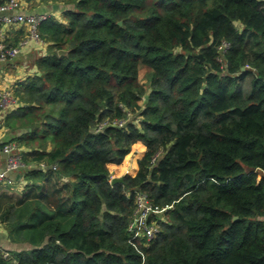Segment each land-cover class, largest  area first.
I'll return each mask as SVG.
<instances>
[{"label": "trees", "instance_id": "1", "mask_svg": "<svg viewBox=\"0 0 264 264\" xmlns=\"http://www.w3.org/2000/svg\"><path fill=\"white\" fill-rule=\"evenodd\" d=\"M61 1L6 117L31 167L0 225L28 247L0 264H264V0ZM136 190L171 205L148 242Z\"/></svg>", "mask_w": 264, "mask_h": 264}, {"label": "built area", "instance_id": "2", "mask_svg": "<svg viewBox=\"0 0 264 264\" xmlns=\"http://www.w3.org/2000/svg\"><path fill=\"white\" fill-rule=\"evenodd\" d=\"M22 6L21 0H3L0 1V32L5 25L23 24L28 27V33L16 44H10L1 33L0 35V61H6L15 58L20 51L27 47L31 42L38 44H46L45 38L40 31L41 23L48 18L46 13H26L20 11ZM228 44L223 43V47ZM19 105V99L10 88L0 90V119L3 115ZM2 151L6 154L7 159L5 166L0 169V183L9 182L12 179L9 173L19 171L27 167V163L23 159V154L18 151L16 144L6 143ZM41 167L45 164L41 163ZM57 168L56 165L53 166ZM135 211L128 226V230L137 235L146 238V241H151L159 232L158 215L169 210L171 205H159L152 202L146 193L135 191Z\"/></svg>", "mask_w": 264, "mask_h": 264}, {"label": "crops", "instance_id": "3", "mask_svg": "<svg viewBox=\"0 0 264 264\" xmlns=\"http://www.w3.org/2000/svg\"><path fill=\"white\" fill-rule=\"evenodd\" d=\"M3 1V0H0ZM22 6L19 9L20 11L26 13H46L48 17H54L55 19H62L63 10L67 7H72V4L65 3L61 0H21ZM0 32L6 38V41L10 44L16 43L20 38L22 39L28 33V27L23 24H14V25H5ZM24 31L21 37L16 39L15 35L18 31ZM50 51V43L38 44L36 42H31L22 49L19 55L15 58L0 61V90L4 88H10L14 93L17 94V89L21 87L22 83L27 80V78L36 75L39 70L37 66V60L39 57L45 56ZM21 104L14 108L17 109ZM11 110V111H13ZM11 111L5 113L0 119V169L5 166L7 156L3 153L2 148L6 143L12 142L17 145L18 151L24 154L29 150L26 146H20L16 138L20 136L26 129L17 127L13 128L7 125V114ZM50 148V147H49ZM35 165V164H32ZM41 166V165H40ZM31 167L30 164H27L26 168H23L19 171H13L9 173V177L12 179L11 183L4 182L0 183V189H5L7 185L17 186L21 191L28 184L27 179L25 178V170ZM117 175V176H115ZM111 177H120L122 175L115 174ZM68 179V178H67ZM70 179L78 180L77 177L71 176ZM28 247L25 244H17L11 242L8 237L7 231L2 225H0V249L5 256H10L12 250H19L22 248Z\"/></svg>", "mask_w": 264, "mask_h": 264}, {"label": "rangeland", "instance_id": "4", "mask_svg": "<svg viewBox=\"0 0 264 264\" xmlns=\"http://www.w3.org/2000/svg\"><path fill=\"white\" fill-rule=\"evenodd\" d=\"M151 74H152V70H150L148 67H146L142 64L139 66V80L141 83L148 85ZM142 101H143V99H142ZM142 148H144V147L138 145V147L136 148V145H134L131 152L126 156V158L124 159V161L121 164V166L125 165L126 168L121 169V166H120L119 170L116 172V174L123 175V174L127 173L128 169H129L128 170V172H129L130 168L135 166L137 164L138 158L141 157L140 156L142 154L141 151H143ZM132 173L135 174L136 172L132 171ZM115 176H117V175H115ZM12 190L19 191L20 189L14 185V186H12Z\"/></svg>", "mask_w": 264, "mask_h": 264}, {"label": "water", "instance_id": "5", "mask_svg": "<svg viewBox=\"0 0 264 264\" xmlns=\"http://www.w3.org/2000/svg\"><path fill=\"white\" fill-rule=\"evenodd\" d=\"M119 23L121 24V21H119ZM66 52H67V51L64 50V49L59 50V53H60V54H65ZM197 56H199V57L203 60V56H202L201 53L197 54ZM38 125H40V123H38ZM122 181H123V177H122V176H120V177H113V178L111 179V182H112V183H115V182H122ZM105 209H106V205L103 204L102 212H103ZM233 218L236 219L237 216H234Z\"/></svg>", "mask_w": 264, "mask_h": 264}]
</instances>
